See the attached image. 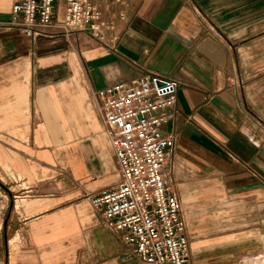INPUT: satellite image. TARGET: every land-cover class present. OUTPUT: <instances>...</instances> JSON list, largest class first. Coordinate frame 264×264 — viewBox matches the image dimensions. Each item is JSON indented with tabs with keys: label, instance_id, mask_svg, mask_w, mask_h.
Wrapping results in <instances>:
<instances>
[{
	"label": "crops",
	"instance_id": "obj_1",
	"mask_svg": "<svg viewBox=\"0 0 264 264\" xmlns=\"http://www.w3.org/2000/svg\"><path fill=\"white\" fill-rule=\"evenodd\" d=\"M88 2L101 38L61 30L66 0L34 43L0 30V163L19 192L0 264H150L91 200L120 177L93 92L145 73L180 82L164 172L193 264H264V0ZM13 5L0 0V22Z\"/></svg>",
	"mask_w": 264,
	"mask_h": 264
},
{
	"label": "built area",
	"instance_id": "obj_2",
	"mask_svg": "<svg viewBox=\"0 0 264 264\" xmlns=\"http://www.w3.org/2000/svg\"><path fill=\"white\" fill-rule=\"evenodd\" d=\"M56 0H14L12 19L0 30L18 28L34 43L54 24ZM62 31H90L101 38V10L88 0H66ZM178 79L145 73L94 90L104 132L114 148L119 180L93 195L106 226L119 232L150 264H193L191 236L178 190L165 179L168 155L179 133L162 125L175 117ZM1 186V185H0ZM9 203L0 196V222Z\"/></svg>",
	"mask_w": 264,
	"mask_h": 264
},
{
	"label": "rangeland",
	"instance_id": "obj_3",
	"mask_svg": "<svg viewBox=\"0 0 264 264\" xmlns=\"http://www.w3.org/2000/svg\"><path fill=\"white\" fill-rule=\"evenodd\" d=\"M103 129H104V126H103ZM0 168L3 170V172L8 177L7 182H4L0 178V185H1L0 190H2V194L0 196L2 198H4L6 202L9 203V208H8L7 215H6V217H7L9 212H10V209H11L12 201L15 199V195L19 192L16 191L18 189V187H17V185H15L16 183L13 181L12 175L10 174L8 167L2 166L0 163Z\"/></svg>",
	"mask_w": 264,
	"mask_h": 264
},
{
	"label": "bare ground",
	"instance_id": "obj_4",
	"mask_svg": "<svg viewBox=\"0 0 264 264\" xmlns=\"http://www.w3.org/2000/svg\"><path fill=\"white\" fill-rule=\"evenodd\" d=\"M5 178V177H4ZM6 179V178H5Z\"/></svg>",
	"mask_w": 264,
	"mask_h": 264
}]
</instances>
